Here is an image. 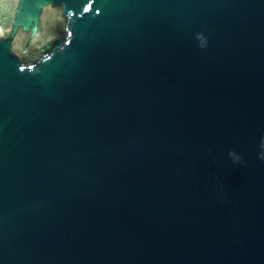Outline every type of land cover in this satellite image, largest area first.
<instances>
[{"label": "water", "instance_id": "1", "mask_svg": "<svg viewBox=\"0 0 264 264\" xmlns=\"http://www.w3.org/2000/svg\"><path fill=\"white\" fill-rule=\"evenodd\" d=\"M0 264H264V0H0Z\"/></svg>", "mask_w": 264, "mask_h": 264}]
</instances>
